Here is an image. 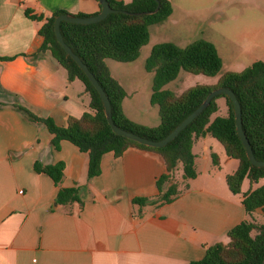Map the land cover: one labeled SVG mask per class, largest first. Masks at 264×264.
Listing matches in <instances>:
<instances>
[{
    "label": "crops",
    "instance_id": "crops-1",
    "mask_svg": "<svg viewBox=\"0 0 264 264\" xmlns=\"http://www.w3.org/2000/svg\"><path fill=\"white\" fill-rule=\"evenodd\" d=\"M251 1L263 9L261 0ZM101 9L98 0H0V264H186L203 258L209 246L227 243L229 230L248 218L242 203L246 191L243 185L242 194L230 190L229 173L208 168L209 173L186 179L183 164L174 172L183 178L173 180L180 194L172 202L134 203L136 197L155 200L160 194L157 180L166 172L162 155L138 147L121 156L107 152L100 175L89 179L88 153L69 140L55 148L54 134L20 108L60 126L91 111L84 83L70 81L50 49L39 51L45 40L40 30L57 11L78 15ZM249 37L264 49L263 32ZM125 99L123 110L131 118ZM155 120L139 123L157 126L160 116ZM201 137L209 162L217 145L212 135ZM218 156L222 167L234 165L226 151ZM37 161H63L61 186L82 187L84 206L57 204L60 186L35 170ZM253 218L264 223V209Z\"/></svg>",
    "mask_w": 264,
    "mask_h": 264
},
{
    "label": "trees",
    "instance_id": "trees-1",
    "mask_svg": "<svg viewBox=\"0 0 264 264\" xmlns=\"http://www.w3.org/2000/svg\"><path fill=\"white\" fill-rule=\"evenodd\" d=\"M99 1V0H98ZM112 8L126 10L129 13L114 12L102 21L91 24L61 22V31L66 43L86 63L96 75L109 96L115 123L127 130L154 140L165 138L189 114H191L208 96L219 87H229L236 93L243 116V128L252 145L255 156L264 160V61L257 60L241 71H226L213 84H196L181 94L164 89L175 80L182 69L208 76L217 75L223 68V59L216 45L206 39H196L186 46L172 42H160L152 47L146 61V69L153 74L151 103L158 106L160 123L149 126L129 118L123 110V101L127 96L124 86L112 76L106 63L111 58L120 62H132L138 59L143 46L151 39L150 27L166 21L174 12L171 0H132L129 3L108 0ZM158 10L154 12L156 9ZM57 11L47 20L40 30L45 37L40 52L50 49L54 57L68 72L70 81L80 79L90 95V109L80 117L70 116L66 126L58 125L51 117H40L20 105L32 118L43 122L54 134L52 144L60 148L62 140H69L80 150L88 153V178L100 175L101 161L105 153L113 151L121 156L128 148L153 151L162 155L166 172L157 180L160 191L157 199L136 197L134 203L144 205L147 202L169 203L179 194L178 184L173 181L174 172L183 164L184 178H195L192 146L196 139L206 134L212 135L222 143L226 154L239 161L235 172L227 175V184L235 194H242V185L248 178L252 183L264 178V167L252 164L246 148L238 135L236 116L232 99L225 94L216 96L212 103L181 133L164 147H150L116 134L107 120L103 100L85 72L66 52L55 34L54 23L60 14ZM96 14L79 13L88 17ZM34 18L41 16L33 15ZM225 97L228 114L215 116L219 110L217 99ZM215 163L218 156L213 154ZM35 170L52 177L60 186L56 203L71 205L74 202L84 206L82 187H63L65 163L45 165L35 163ZM168 184L165 188L164 186ZM242 203L248 218L228 232L229 241L209 246L203 258L186 264H262L264 260V223L257 222L253 213L264 209V185L243 193Z\"/></svg>",
    "mask_w": 264,
    "mask_h": 264
},
{
    "label": "rangeland",
    "instance_id": "rangeland-1",
    "mask_svg": "<svg viewBox=\"0 0 264 264\" xmlns=\"http://www.w3.org/2000/svg\"><path fill=\"white\" fill-rule=\"evenodd\" d=\"M171 1L174 12L163 23L151 27L152 40L147 46H143L138 59L132 62L106 59L112 76L125 85L128 90L125 99L126 112L139 122L154 123L155 119L159 118L158 106L151 103L153 74L146 69L147 58L155 43L172 42L179 46H186L196 39L203 38L216 45L223 59V68L215 76L194 74L182 69L175 80L164 86V89L171 90L176 94H181L196 84L216 83L226 71H241L250 66L254 60L264 56V49L257 47L253 38L249 37L251 32L261 31L264 33V20H259V15L264 17V0L260 1V4L263 5V9L260 10L251 4V0ZM77 81L83 83L80 79ZM217 103L219 110L214 117L226 116L228 114L226 98L219 97ZM200 139L201 141L194 142L192 146L194 167L198 175L209 173L208 168L216 172L221 171V173L235 172L239 165V161L236 159L232 167H222V164L215 163L211 156L209 162L206 161L203 137ZM212 139L217 145L214 147V154L224 156L225 148L222 143L215 138ZM174 177L173 180H177L178 183L183 178L180 172L176 173ZM262 185H264V178L260 179L259 183H252L247 178L244 181L243 190L247 192L251 188Z\"/></svg>",
    "mask_w": 264,
    "mask_h": 264
},
{
    "label": "water",
    "instance_id": "water-1",
    "mask_svg": "<svg viewBox=\"0 0 264 264\" xmlns=\"http://www.w3.org/2000/svg\"><path fill=\"white\" fill-rule=\"evenodd\" d=\"M100 5L102 7L101 11L97 15H91L88 17H81L77 15H71L68 13H63L57 16L55 23H54V29L55 34L57 36V39L59 43L64 47L66 52L77 62V64L80 66V68L85 72V74L88 76L90 81L93 83V85L98 90L105 107V114L107 116V120L109 124L111 125L113 131L118 134L122 135L124 137H127L133 141H136L138 143L144 144L146 146L150 147H164L169 142L173 141L180 133L183 131L190 123H192L213 101V99L221 94L228 95L234 104V110H235V116H236V126H237V132L240 136L249 159L251 160L252 164L257 167H264V160H259L253 151L252 145L250 143V140L248 136L246 135L244 128H243V116H242V106L241 103L234 92L229 87H219L211 91L206 99L191 113L189 114L178 126L175 127L165 138L161 140H154L150 139L148 137H144L138 133H135L133 131L124 129L120 126H118L113 118V109H112V103L107 95L106 91L104 90L103 86L100 84L99 80L97 79L96 75L89 69L88 65L82 61V59L72 50V48L66 43L64 36L61 31V22L62 21H69L72 23L77 24H91L96 23L99 21H102L105 19L109 14L114 12H124L129 13L126 10H117L112 8L108 0H99ZM158 8L154 11L156 12ZM264 264V260L263 263Z\"/></svg>",
    "mask_w": 264,
    "mask_h": 264
}]
</instances>
